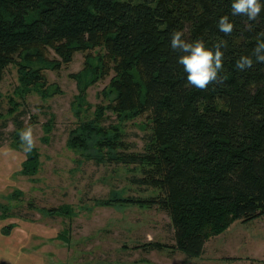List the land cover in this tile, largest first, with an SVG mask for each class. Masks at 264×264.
<instances>
[{
    "label": "trees",
    "instance_id": "1",
    "mask_svg": "<svg viewBox=\"0 0 264 264\" xmlns=\"http://www.w3.org/2000/svg\"><path fill=\"white\" fill-rule=\"evenodd\" d=\"M229 10L230 0H0V79L16 65L24 87L37 85L45 77L32 64L60 69L84 51V67L72 76L78 82L89 86L113 72V100L100 114L108 108L147 115L143 152H117L118 143L107 137L100 145L116 149L123 163L142 165L138 181L159 190L153 201L171 218L175 246L191 257L202 255L208 237L233 221L264 214V63L243 72L234 67L264 30V13L253 29L246 17H234L227 78L204 89L185 87L180 53L170 47L177 28L188 39L225 35L216 24ZM98 124L73 128L74 146L86 149L93 134L106 133ZM35 157L27 152L25 164Z\"/></svg>",
    "mask_w": 264,
    "mask_h": 264
},
{
    "label": "rangeland",
    "instance_id": "2",
    "mask_svg": "<svg viewBox=\"0 0 264 264\" xmlns=\"http://www.w3.org/2000/svg\"><path fill=\"white\" fill-rule=\"evenodd\" d=\"M84 64L77 51L60 69L32 64L45 77L37 85L24 87L16 65L0 79V264H264V214L209 236L198 257L175 246L171 218L153 201L159 190L138 181L142 165L100 145L107 137L117 152H143L149 119L108 108L100 114L113 100V72L87 86L72 77ZM83 121L106 129L86 149L70 139ZM25 126L35 140L28 165L18 135Z\"/></svg>",
    "mask_w": 264,
    "mask_h": 264
},
{
    "label": "clouds",
    "instance_id": "3",
    "mask_svg": "<svg viewBox=\"0 0 264 264\" xmlns=\"http://www.w3.org/2000/svg\"><path fill=\"white\" fill-rule=\"evenodd\" d=\"M264 13V0H230V10L219 16L216 27L223 36L206 40L203 36L188 39L183 28L175 29L170 35V47L178 51L177 63L183 66L185 87L206 88L212 82H223L225 73V50L228 48L227 37L236 26L234 17L244 16L250 22L247 29H253L254 23ZM255 63H264V30L256 33L254 46L249 52L242 53L235 59V69L243 72L251 69ZM19 140L25 151L35 146L33 129L25 126L18 129Z\"/></svg>",
    "mask_w": 264,
    "mask_h": 264
},
{
    "label": "crops",
    "instance_id": "4",
    "mask_svg": "<svg viewBox=\"0 0 264 264\" xmlns=\"http://www.w3.org/2000/svg\"><path fill=\"white\" fill-rule=\"evenodd\" d=\"M1 250L3 251V248H0V253H1ZM22 264H24L23 262H20ZM5 264V263H4ZM43 264V263H42ZM45 264V263H44ZM49 264V263H48Z\"/></svg>",
    "mask_w": 264,
    "mask_h": 264
}]
</instances>
